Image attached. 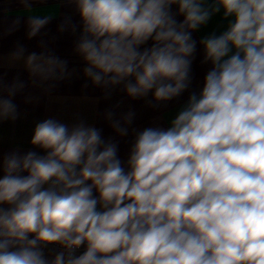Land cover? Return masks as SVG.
I'll list each match as a JSON object with an SVG mask.
<instances>
[{"label": "clouds", "instance_id": "1", "mask_svg": "<svg viewBox=\"0 0 264 264\" xmlns=\"http://www.w3.org/2000/svg\"><path fill=\"white\" fill-rule=\"evenodd\" d=\"M68 3L82 21L76 50L85 76L123 84L131 98L151 92L153 107L189 90L192 32L222 9L233 19L200 40L211 64L202 89L167 128L136 132L126 162L101 129L52 118L36 124L30 141L44 155H3L0 264H264V0ZM49 19L30 17L29 36ZM41 59L27 57L33 74L66 70L57 57L48 67ZM23 87L0 95V122L17 118L12 97ZM114 115L112 128L127 136L134 114L123 125Z\"/></svg>", "mask_w": 264, "mask_h": 264}, {"label": "crops", "instance_id": "2", "mask_svg": "<svg viewBox=\"0 0 264 264\" xmlns=\"http://www.w3.org/2000/svg\"><path fill=\"white\" fill-rule=\"evenodd\" d=\"M211 3L212 0H206L207 5ZM177 10L178 6L173 5L172 12L175 14ZM30 17L50 19L35 36H29ZM176 19L182 21L183 16L177 15ZM231 19L223 17L222 9L207 24L192 32L196 51L189 90L178 98L159 102L158 107H153L158 102L153 100L151 92L144 98H131L123 84L94 85L85 76L84 68L88 65L76 50L82 21L74 4L68 3V0H0V82L3 84L0 95L8 98V88L13 83L24 85L12 97L17 105V118L0 122V159L13 151H37L44 155L43 150L32 146L30 141L36 124L52 118L70 127L84 121L101 129L105 139L112 138L118 143V155L126 162L136 132L146 127L167 128L189 93H199L202 89L204 76L211 64L204 62V47L200 40L212 33L219 35ZM17 20L19 23L15 24ZM151 44L149 40L142 47H150ZM21 48L23 53L18 56L17 52ZM32 53L42 57L37 63L45 67H48L46 61L49 57L66 61V70L62 72L56 68L55 75L48 78L39 73L33 74L27 65V57ZM109 111L115 114L113 118L120 120L122 125L126 114H134L132 123L124 125L128 128L127 136L121 137L112 128L107 116Z\"/></svg>", "mask_w": 264, "mask_h": 264}, {"label": "built area", "instance_id": "3", "mask_svg": "<svg viewBox=\"0 0 264 264\" xmlns=\"http://www.w3.org/2000/svg\"><path fill=\"white\" fill-rule=\"evenodd\" d=\"M50 248H58V246L53 245V246H50ZM83 250L84 249L81 248L79 251L82 252ZM45 254H46V256H49V258H51L50 249H45Z\"/></svg>", "mask_w": 264, "mask_h": 264}]
</instances>
